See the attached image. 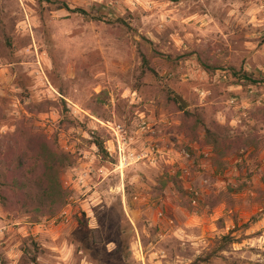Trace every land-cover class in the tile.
Here are the masks:
<instances>
[{"label":"rangeland","instance_id":"obj_1","mask_svg":"<svg viewBox=\"0 0 264 264\" xmlns=\"http://www.w3.org/2000/svg\"><path fill=\"white\" fill-rule=\"evenodd\" d=\"M243 70L264 77V0H0V264H264V82ZM32 131L68 157L52 206ZM154 141L172 149L132 157Z\"/></svg>","mask_w":264,"mask_h":264},{"label":"trees","instance_id":"obj_2","mask_svg":"<svg viewBox=\"0 0 264 264\" xmlns=\"http://www.w3.org/2000/svg\"><path fill=\"white\" fill-rule=\"evenodd\" d=\"M53 1V0H46ZM58 8H65L70 11H76L86 14L85 9L82 7H70L67 2L60 1L57 3ZM142 62L148 69L151 67L148 65V61L145 56L142 57ZM204 68H208V64H203ZM239 79L248 81L250 83L264 82V77H254L251 72L241 71L234 73ZM186 114H191L188 109L184 111ZM185 124V120L183 122ZM194 124V123H193ZM183 126V125H182ZM219 128L220 125H215ZM204 137L211 143L215 151H218L220 155H224L228 151L236 148L237 143L229 137L227 134H222L221 132L214 131L209 127L204 128ZM27 146L25 153H30L31 157L37 160V170L34 176L35 182L38 184L42 195L49 201L50 206L53 204L60 203L64 198V190L60 181V171L61 169L68 165L67 154L58 151L56 148L50 145L45 137L40 132L32 131L27 134ZM97 146H101L100 142L93 141ZM26 162L21 160V158L15 162L13 171L16 174L19 171H23L22 168ZM10 186L19 185L20 177H10ZM23 198V197H18Z\"/></svg>","mask_w":264,"mask_h":264},{"label":"built area","instance_id":"obj_3","mask_svg":"<svg viewBox=\"0 0 264 264\" xmlns=\"http://www.w3.org/2000/svg\"><path fill=\"white\" fill-rule=\"evenodd\" d=\"M145 127H148V125L145 123L144 120H142L140 123V129L143 130V129H145ZM118 130L121 131V129H118ZM114 133L116 136V144H117V158H118L117 168L121 169L123 166H126L128 164L130 156H129V154L125 153L124 143L123 142L121 143V140H122L121 134L119 137V134L116 131H114ZM165 148H166V146H162L158 141H154L153 143L150 144V146L147 149L133 154L132 157H135V159L138 160V159H143V158L147 157L148 155L154 154L152 156L151 160L155 161V155L157 153L159 154V156H164V155L168 154L170 149H172V148H167V149H165ZM175 151L177 153H179L180 155H184V157H186V158L190 157V153L187 150H185L184 148H181V149L175 148ZM202 153L204 155H207V152L205 150H202ZM170 162H171V164H178L179 163L177 159H171ZM190 162H191V164H193V158H191V157H190ZM177 166L181 169V171L188 172L186 165L180 164ZM194 166H195V158H194ZM202 166H204V165H202ZM193 192H194V198H192V200L195 202V197L198 194V191L194 188Z\"/></svg>","mask_w":264,"mask_h":264},{"label":"crops","instance_id":"obj_4","mask_svg":"<svg viewBox=\"0 0 264 264\" xmlns=\"http://www.w3.org/2000/svg\"><path fill=\"white\" fill-rule=\"evenodd\" d=\"M264 215V214H263ZM260 226H261V224H260Z\"/></svg>","mask_w":264,"mask_h":264}]
</instances>
